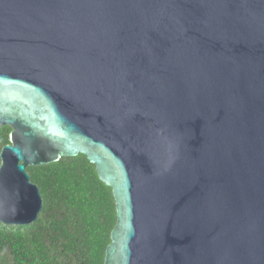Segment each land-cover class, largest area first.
I'll return each instance as SVG.
<instances>
[{
    "label": "water",
    "instance_id": "1",
    "mask_svg": "<svg viewBox=\"0 0 264 264\" xmlns=\"http://www.w3.org/2000/svg\"><path fill=\"white\" fill-rule=\"evenodd\" d=\"M0 222L26 167L112 189L104 264H264V0H0Z\"/></svg>",
    "mask_w": 264,
    "mask_h": 264
},
{
    "label": "trees",
    "instance_id": "2",
    "mask_svg": "<svg viewBox=\"0 0 264 264\" xmlns=\"http://www.w3.org/2000/svg\"><path fill=\"white\" fill-rule=\"evenodd\" d=\"M10 132L0 128V153ZM26 172L39 188L42 210L29 225L0 222V264H104L117 213L95 165L79 154Z\"/></svg>",
    "mask_w": 264,
    "mask_h": 264
}]
</instances>
